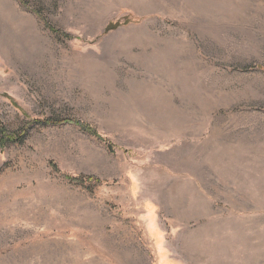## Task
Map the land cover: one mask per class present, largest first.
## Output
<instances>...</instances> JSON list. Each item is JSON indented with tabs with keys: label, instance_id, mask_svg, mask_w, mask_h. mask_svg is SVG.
I'll use <instances>...</instances> for the list:
<instances>
[{
	"label": "rangeland",
	"instance_id": "rangeland-1",
	"mask_svg": "<svg viewBox=\"0 0 264 264\" xmlns=\"http://www.w3.org/2000/svg\"><path fill=\"white\" fill-rule=\"evenodd\" d=\"M0 125V264H264V0H0Z\"/></svg>",
	"mask_w": 264,
	"mask_h": 264
},
{
	"label": "trees",
	"instance_id": "trees-1",
	"mask_svg": "<svg viewBox=\"0 0 264 264\" xmlns=\"http://www.w3.org/2000/svg\"><path fill=\"white\" fill-rule=\"evenodd\" d=\"M36 123V124H40L42 126H48V125H60V124H73L77 127H79V129L92 136V137H96L98 140H100L101 142H104L103 139L97 134L96 130L85 124L82 123L78 120H71V119H65V120H58V119H53V118H45L43 120H35V121H29L28 125L30 123ZM29 129V126L25 127L24 129H21L19 131H15V132H9L7 131L4 126L0 125V150H3V148L6 145L9 144H14V143H21L23 142V140L25 139L26 135H27V130ZM108 147V149L110 150V145L105 143ZM78 179H73V181H77ZM86 180H88L89 182L92 180L91 178H86Z\"/></svg>",
	"mask_w": 264,
	"mask_h": 264
}]
</instances>
